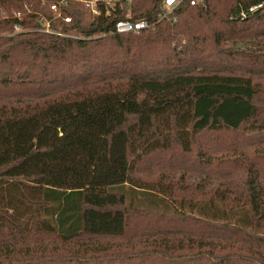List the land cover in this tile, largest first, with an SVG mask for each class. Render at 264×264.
<instances>
[{"label":"trees","instance_id":"obj_1","mask_svg":"<svg viewBox=\"0 0 264 264\" xmlns=\"http://www.w3.org/2000/svg\"><path fill=\"white\" fill-rule=\"evenodd\" d=\"M58 1L0 0V264H264V0Z\"/></svg>","mask_w":264,"mask_h":264},{"label":"built area","instance_id":"obj_2","mask_svg":"<svg viewBox=\"0 0 264 264\" xmlns=\"http://www.w3.org/2000/svg\"><path fill=\"white\" fill-rule=\"evenodd\" d=\"M68 0H60L57 3L51 5V9L54 11V18L62 17L63 7L67 5ZM83 3L86 8L91 12L93 16H98L104 14L105 16H112L114 12L122 7L123 4H130L132 0H77ZM201 0H192L193 5L197 4ZM183 0H165L164 11L159 14L158 21L151 22L146 18H140L138 20H125L120 19L116 22L114 32L116 33H140L143 30L155 29L157 24L163 19L171 18L175 20L176 17L174 13L176 9L180 6ZM65 21L71 22L72 18L70 16H65ZM43 28L41 30L46 32H54L51 30L50 21L42 18L41 19ZM62 34V33H59ZM68 35V34H64ZM71 36V35H69Z\"/></svg>","mask_w":264,"mask_h":264},{"label":"rangeland","instance_id":"obj_3","mask_svg":"<svg viewBox=\"0 0 264 264\" xmlns=\"http://www.w3.org/2000/svg\"><path fill=\"white\" fill-rule=\"evenodd\" d=\"M262 36H264V35H262ZM259 39H260V37H255V38H250V40H248L249 43L254 44V46L251 47V49H253V51L251 52L252 54H249V57L251 59L255 58L256 56L264 55V54H262L256 50L258 48V46H259V48L264 49V37H261L260 44H258V46H255L257 44V42L259 41ZM262 51L264 53V50H262ZM237 61H240L242 63V60H237ZM233 66H234V68H237V64H235ZM255 78L258 81H260L263 85L262 87H264V75L262 76V78H259L258 75H255ZM214 141H215V139H214ZM211 145H213V143H211ZM217 147H219V145H217ZM191 163H192V161H187V160L186 161H174L173 163H171L167 160H164L160 157H157L148 165L142 166L136 172V174L138 177H141V178H146V179H151V180H155V179L162 180V181H165V183L174 182V181H172L171 178L178 181L182 177V175H185L186 178L191 176L192 180H194L197 177L198 173L192 171V169L190 168V167H192V165H190ZM199 177H200V175H199ZM234 177L238 181L241 178V174H236V175H234ZM138 204L147 205L150 203H148V201L146 200L145 202H138ZM161 207H163V206H161Z\"/></svg>","mask_w":264,"mask_h":264}]
</instances>
